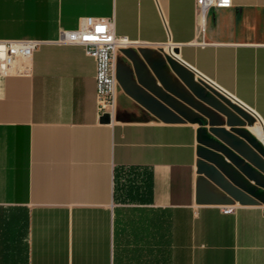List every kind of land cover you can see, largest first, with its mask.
I'll use <instances>...</instances> for the list:
<instances>
[{"label":"crops","instance_id":"obj_1","mask_svg":"<svg viewBox=\"0 0 264 264\" xmlns=\"http://www.w3.org/2000/svg\"><path fill=\"white\" fill-rule=\"evenodd\" d=\"M84 16L111 20L125 47L175 49L264 141V0L209 8L202 31L194 0H0V41L39 43L25 73L0 76V207L27 210V264H264L263 205L194 203L197 123L160 120L119 86L99 123L93 59L54 43Z\"/></svg>","mask_w":264,"mask_h":264},{"label":"water","instance_id":"obj_2","mask_svg":"<svg viewBox=\"0 0 264 264\" xmlns=\"http://www.w3.org/2000/svg\"><path fill=\"white\" fill-rule=\"evenodd\" d=\"M119 53L127 61H116L115 79L126 96L160 120L183 119L199 126L195 138L198 178L194 203L264 206V141L247 129L256 122L252 112L175 58V49L165 52L161 47H125ZM114 119L123 121L120 116ZM98 121L109 123L110 117L103 113ZM206 124L209 129L203 127ZM223 124L228 131L212 128Z\"/></svg>","mask_w":264,"mask_h":264},{"label":"built area","instance_id":"obj_3","mask_svg":"<svg viewBox=\"0 0 264 264\" xmlns=\"http://www.w3.org/2000/svg\"><path fill=\"white\" fill-rule=\"evenodd\" d=\"M194 6L198 26L202 31L206 11L209 8H228L231 0H194ZM54 43L78 45L86 56L93 59L97 110L100 115L106 113L112 117L118 88L115 79L116 56L119 49L128 45L126 39L114 35L112 21L90 16L80 17L77 27L61 32ZM38 45L34 40L0 41V76L25 73L27 70L22 63L30 58ZM234 206L223 205L221 211L229 214Z\"/></svg>","mask_w":264,"mask_h":264},{"label":"trees","instance_id":"obj_4","mask_svg":"<svg viewBox=\"0 0 264 264\" xmlns=\"http://www.w3.org/2000/svg\"><path fill=\"white\" fill-rule=\"evenodd\" d=\"M128 200H140L136 197V187L126 186ZM134 195V196H133ZM27 210L23 207H0V264H27ZM23 241V254L16 243Z\"/></svg>","mask_w":264,"mask_h":264},{"label":"rangeland","instance_id":"obj_5","mask_svg":"<svg viewBox=\"0 0 264 264\" xmlns=\"http://www.w3.org/2000/svg\"><path fill=\"white\" fill-rule=\"evenodd\" d=\"M127 178H129L128 174L127 173H123L121 176H120V182L123 183V184H126L125 182L127 181ZM120 199H122L120 197Z\"/></svg>","mask_w":264,"mask_h":264},{"label":"bare ground","instance_id":"obj_6","mask_svg":"<svg viewBox=\"0 0 264 264\" xmlns=\"http://www.w3.org/2000/svg\"><path fill=\"white\" fill-rule=\"evenodd\" d=\"M258 130H259V128H258ZM260 132V131H259ZM260 136H261V132H260Z\"/></svg>","mask_w":264,"mask_h":264}]
</instances>
